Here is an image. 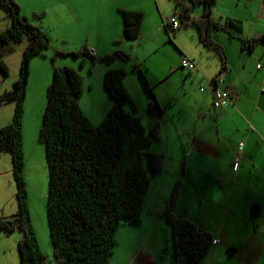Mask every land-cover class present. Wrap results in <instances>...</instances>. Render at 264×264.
I'll list each match as a JSON object with an SVG mask.
<instances>
[{
  "label": "trees",
  "instance_id": "obj_1",
  "mask_svg": "<svg viewBox=\"0 0 264 264\" xmlns=\"http://www.w3.org/2000/svg\"><path fill=\"white\" fill-rule=\"evenodd\" d=\"M175 3V14L182 24L188 22V27L191 23L196 27L198 42L219 59L221 72L227 67V55L225 47L215 39L217 33L237 39L243 50L252 52L255 46H264V36H244L241 20L226 16L215 19L214 8L218 0H175ZM198 5L203 6V11L199 16H193ZM0 7L12 19V26L0 33V58L9 52L10 45L22 42L24 37L28 39L21 77L14 86L19 91L17 103L20 107L12 122L0 128V157L5 153L12 156L18 199L17 213L9 219L0 218V233L11 234L17 230L23 233L18 242L20 264H48L46 255L38 248L26 201L21 119L30 59L49 49L50 38L21 14L15 0H0ZM119 12L125 38L129 41L139 38L142 13L127 9ZM42 15L34 12L36 17ZM55 53L77 58L80 67L88 66L90 73L99 62L108 66L116 60L131 63V69L140 73L151 97L146 107L148 127H145L140 118L124 108L131 102L123 85L128 72L123 67L108 69L103 86L112 106L95 125L79 106L85 78L78 70L69 66L55 67L47 89L39 141L45 145L49 172L46 210L54 264H110L118 244V229L141 223L151 180L163 171L165 155L152 151V145L162 139L165 108L159 105L130 53L114 48L97 56L88 43L75 51ZM0 72L4 77L8 76L2 60ZM181 185L182 180L178 178L163 211V217L172 229L173 264H205L214 238L183 215L174 213Z\"/></svg>",
  "mask_w": 264,
  "mask_h": 264
},
{
  "label": "crops",
  "instance_id": "obj_2",
  "mask_svg": "<svg viewBox=\"0 0 264 264\" xmlns=\"http://www.w3.org/2000/svg\"><path fill=\"white\" fill-rule=\"evenodd\" d=\"M62 1L73 13L95 11V20L101 24L98 29H102L105 35H111L113 43L122 40L119 30L124 29V24L120 9L142 13L141 34L136 40L141 38L145 29L146 13L153 15L150 10L153 5L140 4L138 0ZM240 1L236 0V5L243 6L245 16L233 14L230 10L216 11L217 14L241 20L247 38L264 36V27H256L264 22V2ZM157 4L160 7V3ZM166 16L162 11V31H159V26L155 30L161 35L162 42L153 36L147 43L155 53L162 46L169 48L170 56L162 51L160 57L155 55L154 62L150 64L147 63L150 55L144 61L138 56L134 58L154 97L165 108L162 139L152 145V151L165 155L163 171L160 177L151 180L141 223L118 229V244L110 264H160L161 259L164 264H173L172 229L165 221L163 211L178 178H181L182 185L174 213L183 215L199 228L210 232L214 238L205 264H264V69L257 67L259 63H264V46L258 49L257 45L252 52L243 50L237 39L235 43L218 41L216 38L223 33H217L215 39L225 47L227 55V67L221 72L219 59L204 49L196 36L194 38L188 34L186 37L179 32L170 35L164 31V23L170 20ZM247 24L256 27L251 34L246 33ZM105 46L97 45L92 51L99 56V51ZM184 57L195 61V71L188 72L181 68ZM120 67L123 66L116 65L115 61L105 71ZM125 70L128 74L123 85L131 97V102L124 107L125 111L142 120L141 117L147 118L150 94L144 88L140 73ZM178 71L180 73L175 77ZM219 74H222V83L218 86L232 94L229 106L215 107L204 89L208 81ZM95 89L93 83L88 89L93 98L97 97L93 93ZM98 89L104 106L96 108L94 101L95 106L91 104L90 109L85 110L80 101L83 95L79 100V106L86 116L103 117L112 106L103 79ZM137 97L140 101L145 99L143 104L137 103ZM139 111H142V115L137 116ZM241 144L244 146L240 153V165L235 171L234 164ZM168 162L172 164L170 169ZM165 241L167 250L163 255H167V258L160 256Z\"/></svg>",
  "mask_w": 264,
  "mask_h": 264
},
{
  "label": "rangeland",
  "instance_id": "obj_3",
  "mask_svg": "<svg viewBox=\"0 0 264 264\" xmlns=\"http://www.w3.org/2000/svg\"><path fill=\"white\" fill-rule=\"evenodd\" d=\"M15 1L21 8V14L28 18V20L34 25L40 27L50 38L49 49L46 50L43 55L32 57L29 62V77L26 87V98L22 104L21 134L22 152L24 154L22 176L25 183L26 201L31 225L36 235L38 248L44 255H46L48 264H54V250L49 235L46 210L49 172L46 161L45 145L39 141V129L42 124L43 114L47 103V89L52 81L53 69L55 67L69 66L78 70L85 78L84 93L80 100L81 103L84 104L85 110H89L91 104L95 106L94 101L97 105L95 106L96 108L102 107L104 106V99L102 98L100 89H98V84L101 83L104 78V74L106 72L105 68L109 67L105 63L99 62L94 71L90 73L88 66L84 68L80 67L79 60L77 58L73 56L56 55L55 52L75 51L81 48L84 43H88L93 51L97 45H106L99 51V56H102L104 53L109 52L116 47L131 53L133 58L138 56L141 61H144V59L148 58L150 55V59H147L148 64L154 62L153 59H155V55L160 57V52L162 51L165 52L167 56H170L171 52L167 50L169 48L162 46L160 51L157 49V52L155 53L152 46L147 42H149L153 36H156L155 39L162 42L161 35L155 30L159 26V31H162L161 25L164 18L162 17V11L169 19L176 16L174 11L175 1L138 0L137 2L140 4L149 3L153 5L150 9L153 15L151 16L149 13H146V26L139 40H127L122 29V31L119 30V35L122 33L123 42L119 39L120 43L117 45H114L112 39H110L111 35H105L102 29H98L101 24L95 20L97 18L95 11L86 10L82 13H73L68 9L67 5L64 4L62 0ZM219 1L218 6L216 5L214 8L215 19L220 17L217 12L224 10H230L233 14H244L243 16H245L243 6L236 5V0ZM262 1L264 2V0ZM158 2L160 3V7H158ZM240 2L242 3V0ZM202 11L203 6L198 5L193 10V15L199 16ZM34 12H38L43 15L42 17H36L34 16ZM11 26V17L2 7H0V33L4 32ZM256 27H264V22L260 23ZM256 27L254 24H247L246 33L251 34V32H253V28ZM188 29L189 28L181 29L178 31V34L185 35L186 37L190 34L193 35L194 38L195 36L197 37V29L194 25L190 27L189 31ZM105 32L108 33L106 29ZM216 39L222 42L234 41L235 43V41H237L236 39L231 40L226 34H220V36ZM189 43L193 44L192 42ZM190 46L194 50L196 49L194 45ZM258 46V49L263 47V45ZM27 47L28 39L24 37L22 42L10 45L8 47L10 49L9 52L0 58V60L6 64L8 69L7 77H4L0 72V95L14 90L15 83L21 77L22 61ZM172 54L176 55L174 52ZM116 65L123 66V68L131 70L130 64L122 62L121 60H116ZM179 73L180 71L177 72L175 77H178ZM183 80L184 78L181 80V84ZM92 83L96 86V89L93 92L94 94L96 93V98L91 97L89 94L88 89ZM142 83L144 85L143 81ZM144 88L146 90L145 85ZM102 91H104V89H102ZM136 99L137 103L141 102V104L145 101V99H141V101L138 100V97ZM19 107L20 104H18L17 101L4 104L0 107V128L9 125L12 122L13 115ZM140 115H142V111H139L137 116ZM101 116L102 115H87V117L91 118L95 125L99 124L105 115H103V117ZM141 118H143L141 121L144 126L148 127V118L145 116ZM169 161H171V159ZM168 163V168L170 169L172 164L171 162ZM164 173L167 175L166 171ZM160 176L161 174L157 176L156 179ZM16 194L17 187L13 174L12 156L9 153H5L0 157V218L9 219L17 213L18 199ZM169 196L171 197V191ZM125 229L129 230L130 228L125 227ZM22 236L23 233L19 230L11 234L0 233V264H20L18 242ZM170 241L171 247L173 248L172 235L170 237ZM168 245L170 244L168 243ZM166 250L167 241H165L162 254L160 253V256L162 255L164 258H167V255H163ZM160 262V264H164L162 259Z\"/></svg>",
  "mask_w": 264,
  "mask_h": 264
},
{
  "label": "built area",
  "instance_id": "obj_4",
  "mask_svg": "<svg viewBox=\"0 0 264 264\" xmlns=\"http://www.w3.org/2000/svg\"><path fill=\"white\" fill-rule=\"evenodd\" d=\"M188 22L186 24H182L179 16L176 15L175 17H172L169 21H166L163 25L164 31L166 33L172 35L175 32H178L181 29H187L188 28ZM181 68L184 70H187L188 72H193L197 69V65L194 60L184 57L181 60ZM258 69H264V64L259 63ZM222 83V74H219L214 79H211L208 81L206 87H204L205 91L207 92L208 96L212 98V103L215 107H221V106H229L232 103V94L228 90H224L220 88L218 85ZM264 91V89H263ZM243 144H241L239 153L236 159V163L234 164V170L236 171L240 165V153L243 149Z\"/></svg>",
  "mask_w": 264,
  "mask_h": 264
},
{
  "label": "water",
  "instance_id": "obj_5",
  "mask_svg": "<svg viewBox=\"0 0 264 264\" xmlns=\"http://www.w3.org/2000/svg\"><path fill=\"white\" fill-rule=\"evenodd\" d=\"M19 91L14 88V90L6 92L0 95V107L7 103H13L17 101Z\"/></svg>",
  "mask_w": 264,
  "mask_h": 264
}]
</instances>
